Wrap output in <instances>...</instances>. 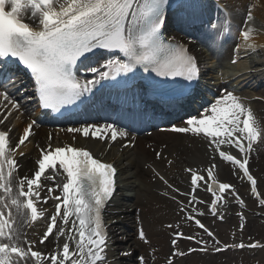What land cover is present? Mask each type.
<instances>
[{
	"label": "snow or ice",
	"instance_id": "snow-or-ice-1",
	"mask_svg": "<svg viewBox=\"0 0 264 264\" xmlns=\"http://www.w3.org/2000/svg\"><path fill=\"white\" fill-rule=\"evenodd\" d=\"M198 0H0V114L3 119L20 111L22 104L17 99L35 101L39 109H51L63 114L78 103H85L103 87L102 81L111 80L128 89L129 81L136 72L153 75L155 79L148 85L132 84L147 92L157 90L162 83L177 81L180 84L175 98L187 100L194 96L200 79L207 70V61L201 60L192 51L194 41L166 36L170 20V10L194 7ZM251 9L244 23L251 22ZM229 31V26L209 21L201 34L202 42L214 50L220 35ZM251 29L242 31L245 40L250 38ZM248 48L255 45L248 44ZM96 50H105L97 55ZM231 63L239 59V46ZM97 55L95 64H89L84 71L91 77L78 76V65ZM22 65L30 74L33 82L31 93L23 88V80L16 74L15 64ZM107 69V71L103 70ZM123 77L117 81L116 78ZM37 120L32 119L23 129L18 142L10 143V131H0V264H108L107 249L110 244L108 226L104 211L116 191L117 168L113 163L103 162L93 152L74 144L53 146L51 135L48 144L39 149L35 161L36 168L31 176L18 177L16 156L25 154L18 150L25 145L33 134ZM69 133L81 134L102 142L115 143L126 141L122 147H134V138L129 131L112 123H85L79 127H69ZM164 131L191 134L208 141L209 149L218 153L222 161L234 166L235 174L246 180L251 194L264 207V194L258 192V182L250 172L249 157L254 144L264 143V123L258 120L252 108L235 90L225 89L214 102L203 108L195 116L183 121L182 126H174ZM75 139V137H73ZM222 145L235 149L237 155L222 150ZM158 159L163 158L156 152ZM170 164L171 161H168ZM217 165L210 164L203 171L187 168L190 177V191L181 193L178 188L155 172L167 188L179 195L186 196L189 206L204 203L196 192L204 190L211 194L209 211L218 214L220 206H227L228 197L244 200L230 182L218 180ZM57 178L59 182L57 183ZM50 181L54 187L47 186ZM47 195L42 196L41 191ZM59 194H55V193ZM55 201L54 213L47 217L44 233L37 241L27 239L23 232L25 225H31L44 217L38 211L37 202L48 203V196ZM171 199L176 200V195ZM177 206L185 219L203 230L213 241L198 239L196 235H186L174 231L171 247L172 257L183 256L178 249V239H188L201 245V252L223 251L229 248L256 249L264 247L259 242L245 245L222 244L201 219L203 212L195 207H186L183 201ZM241 220L243 213L239 214ZM220 219L223 215L219 214ZM168 228L179 225L168 224ZM245 225L241 223L240 229ZM138 238L147 243L142 227L137 229ZM55 241L47 253L33 250L36 243L43 245ZM188 249V253L195 252ZM123 256L132 253L123 250ZM134 264H147L143 256L136 257ZM167 264H174L169 259Z\"/></svg>",
	"mask_w": 264,
	"mask_h": 264
},
{
	"label": "bare ground",
	"instance_id": "bare-ground-1",
	"mask_svg": "<svg viewBox=\"0 0 264 264\" xmlns=\"http://www.w3.org/2000/svg\"><path fill=\"white\" fill-rule=\"evenodd\" d=\"M234 2L236 0H233ZM245 2L246 0H239ZM232 4V2H229ZM257 6H253V10L255 14L261 19V25L264 27V0H256L255 2ZM211 1H208L207 4L201 3L199 5V9H202L204 13H206V19H204L200 25H194L195 27H192V32L198 34L199 37H201V34L204 32L202 30L201 24L206 23L209 18H212V12L213 10V5ZM206 5V6H205ZM188 13V12H187ZM195 13V12H194ZM215 13V12H214ZM200 13H195V16L199 15ZM179 16V15H178ZM232 14H230V19L232 18ZM234 17V16H233ZM190 18V17H189ZM199 18V17H197ZM221 19H224V17L221 16ZM177 21V22H175ZM172 24L170 25H175L178 26L180 23L187 24L190 23V21L186 18H179L175 16L172 19ZM193 26V25H192ZM173 27V26H172ZM171 27V28H172ZM204 29V28H203ZM251 29L250 32V38L248 40H245L242 36V34H239V40L238 43L236 44V49L239 46V59L238 62L235 63L234 65H231L230 62L225 66L229 68V71H225V75L221 76H215V80L213 86L218 84L219 82H230L233 85L236 86V88L241 89L245 87H249L254 89V85L256 82L260 81L255 78L256 74H261L262 75V80H264V31H257V25L254 21H251L249 23V27H247V30ZM247 30H241L242 31H247ZM223 37V35H222ZM195 44H199L197 40H194ZM220 41L217 40L216 49H219L221 47ZM252 44L255 45L254 48H248L246 45ZM235 49V50H236ZM217 52V51H216ZM236 52V51H235ZM236 56V54H235ZM206 59V57H205ZM215 60H211V63H215ZM208 65V64H207ZM221 69V68H218ZM219 72V71H218ZM213 72L210 69L207 72V75L213 78ZM255 79V80H254ZM261 79V78H260ZM207 80V79H205ZM247 82V84H246ZM200 97H198L199 99ZM200 102V101H199ZM198 104H195L197 106ZM260 108L262 114H264V102H260ZM160 119V118H159ZM158 120V119H157ZM20 124V123H19ZM104 124V123H100ZM25 127V125H23ZM37 126V127H36ZM34 127L35 130V143L36 147L32 152L29 153V158H23L20 160L22 164V170L21 173H18V177L26 176L33 173L34 169L36 168L35 161L38 158L39 155V149L41 147H45L48 144V137L51 135V143L53 146L56 145H64L67 143H77L82 146H88L92 145L97 149V152L100 153L101 156L105 157L109 161H113L119 168V178H120V183L123 186V192L127 191L126 197L127 199L122 197L118 198L114 201L113 205L110 208V211L112 214L111 218H109V223L112 220L116 221V225L111 226L112 228V233H115L114 239H115V244L120 247L123 245L122 249L119 251L117 250L118 253H115L116 248L114 250V247L111 249V253L109 257H114V262H108V264H133V255L131 256H123L120 254V251L123 250H129L134 247L133 244H129L131 241V235L129 232L131 231V228L135 226V221L133 220V217L131 216V208H133V201L139 200L140 197L142 196L141 191L144 193H148L149 191L146 189V186L143 183V179L141 178L140 180V174L144 169L142 170L140 167L144 165H153L155 168L160 169L161 171H165L163 168V160L166 161L171 157V166L175 167L176 163L181 165L179 161L176 158H173V153H171L167 158L164 157L159 159V160H154L152 159L151 155H149V151L152 150V148H158L160 146V143H167L169 144L172 142L173 137L172 133L169 131H155L152 135H146V136H138L134 138V147H122L126 141L123 140H117L115 143L112 142H102V141H97L92 138H84L81 134H74V133H69L66 131L67 128L69 127H75V126H67L64 127L62 130H53L48 127L44 126H38L36 125ZM186 135V142L191 143L192 146H195L192 152V154H188L186 156H189V158L184 157L181 163H183V169H181L179 172L180 174L183 175H188L189 174L185 171L187 168H192L193 170H198L197 168L205 164L206 158H204V154L207 152L208 154H213L209 149V144L208 141L199 138V137H193L191 134H185ZM75 137V139H73ZM176 144V142H174ZM198 144L199 148L196 147ZM202 144V147H201ZM177 145V144H176ZM30 146L27 147L29 149ZM222 148V147H221ZM149 162V163H148ZM190 162V163H189ZM204 162V163H202ZM141 165V166H140ZM161 167V168H160ZM144 168V167H143ZM149 169V168H148ZM218 172V169H217ZM146 173V171H145ZM220 173V172H219ZM221 174V173H220ZM182 178V177H181ZM239 180H241L239 178ZM139 181V183H138ZM186 181V180H185ZM184 182V180H182ZM189 183V180H188ZM139 184L140 187V192L138 193L135 191L136 186ZM132 191H135V194L130 193ZM59 194V193H57ZM55 205V201H54ZM122 239H125L126 242L122 243ZM55 243V242H54ZM49 244H53V242L47 241L45 244L44 248H47ZM54 245V244H53ZM53 245L50 246L53 248ZM49 247V248H50ZM111 248V247H110Z\"/></svg>",
	"mask_w": 264,
	"mask_h": 264
},
{
	"label": "rangeland",
	"instance_id": "rangeland-1",
	"mask_svg": "<svg viewBox=\"0 0 264 264\" xmlns=\"http://www.w3.org/2000/svg\"><path fill=\"white\" fill-rule=\"evenodd\" d=\"M231 2L232 4L229 3V0H228L227 5L229 7L231 6L233 15L235 19L239 21L240 26L243 25V26H246L245 28H247V24L250 23V22H248L247 24L244 23L245 18L250 8L252 15H253L252 21L256 23L257 31L258 32L264 31V27L263 25H261V19L255 14L254 10L252 9L253 6H255L256 0H246L247 5H244V6H242L241 4H234L233 1ZM239 2H242V1H239ZM227 54L228 53H226V56L222 58L223 62L226 61L225 59L227 58ZM225 64H227V62ZM225 70H227V68L222 69V71H225ZM241 91L242 93H246V94L249 93L248 89H242ZM259 91L260 90H257V93ZM260 93H263V92H260ZM255 106L256 104L253 105L254 108ZM172 137H173L172 142H170L169 144L164 143V142L160 143V146L158 148L156 147L152 148V151L150 150L148 153L149 155H151L152 159L156 161L159 160L156 157V152H161L163 154V159L164 157L167 158L171 153H173L172 154L173 158H176L181 165L176 163L175 167L171 166V164H169L168 161H172V158L168 157L169 158L168 160L166 161L163 160L162 162L163 166H165V168L163 169L166 171L169 179H171L172 181L175 180L176 182L175 181L173 182L181 186L180 181H182L181 179L182 175L180 174L179 171L183 169V163H184V162L181 163V161L183 160L184 157L189 158V156H186V155L192 154L193 151L191 150L195 149L194 148L195 146H192L191 143L186 142L185 134L172 133ZM174 142H176L177 145L174 144ZM196 147L199 148L198 144L196 145ZM201 147H202V144H201ZM203 156L204 158H206L204 162L207 165L208 163L214 162L213 160L217 158L215 156V152L213 154H208L206 152ZM25 158L28 159L29 157L27 156ZM262 159L263 160L260 163L258 162L256 165L259 170L258 172L262 174L261 182L263 186L264 185V151H263ZM219 163H220L219 169L225 172V176H228L234 179L233 172L235 170L226 162H219ZM144 172L145 171H142L141 176L143 179V183L149 192L144 193L141 191L142 196L140 197L138 201H135V206H136L135 216H136L137 221L138 220L140 221L139 217H141L142 220L144 221L146 231H147L146 236L148 237L147 238L148 242L145 243V242L138 241L137 251L139 254H141L145 258L147 264H163L164 257L170 251L169 234H168L169 229H167L166 226L168 224H172L175 226L176 224L180 223L181 222V218L179 216L180 213H179V210H177V208L169 200L165 199L158 193V186L160 187V184L156 180H154L155 178L152 177L150 170L149 171L147 170L146 174ZM241 186L245 191H247L248 187L246 185L242 184ZM137 191L140 192V187L137 189ZM45 195H47L46 192H45ZM50 200L51 199L48 197L49 205H50ZM44 206L46 209L51 208L47 204H44ZM231 225H233V228L235 229L231 228ZM247 226H246L247 228L244 227L245 231L241 230L239 220L237 219L235 215H232L231 219L229 220L228 229L227 227L224 228L225 229L224 233L226 232L227 237H229L230 239H233V237H236L235 240L249 241L248 239H246V237L247 236L251 237L252 234H256L258 236L264 237V225L261 223L260 216L255 217L252 220H250ZM40 227L41 225H39V227L36 230H40ZM30 237L33 240H35V235L33 232L30 233ZM32 239H29V240H32ZM238 254L241 255V257L239 256L240 259H238V261L236 259H232L227 262L231 264H253V263L261 264L264 262V250H260V252H255V253L252 251L250 252L243 251L242 253L239 252L237 254L234 253L235 256H237ZM151 257H153V261H151ZM187 259H188V262L191 261V258H187ZM187 259H185V262ZM215 259H212V260L209 259L208 264L223 263L222 260L220 259L215 260ZM196 260L197 259H194L193 263H188V264H194ZM195 264H201V263L196 262Z\"/></svg>",
	"mask_w": 264,
	"mask_h": 264
}]
</instances>
